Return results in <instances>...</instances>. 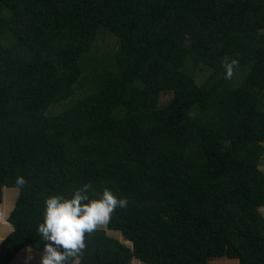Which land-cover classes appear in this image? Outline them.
<instances>
[{
  "label": "trees",
  "instance_id": "16d2710c",
  "mask_svg": "<svg viewBox=\"0 0 264 264\" xmlns=\"http://www.w3.org/2000/svg\"><path fill=\"white\" fill-rule=\"evenodd\" d=\"M262 144L264 0H0V203L29 181L0 264L84 183L132 248L100 229L82 264H264Z\"/></svg>",
  "mask_w": 264,
  "mask_h": 264
},
{
  "label": "clouds",
  "instance_id": "9594fccd",
  "mask_svg": "<svg viewBox=\"0 0 264 264\" xmlns=\"http://www.w3.org/2000/svg\"><path fill=\"white\" fill-rule=\"evenodd\" d=\"M221 63L224 79L231 80L239 66L238 59L225 56ZM15 185L25 189L29 181L20 175L16 177ZM127 207L126 197L117 196L108 186L98 191L91 183L82 184L69 195L46 196L42 220L35 230L44 244L38 264H82L88 248L86 238L106 226L118 208Z\"/></svg>",
  "mask_w": 264,
  "mask_h": 264
},
{
  "label": "crops",
  "instance_id": "0c3cea01",
  "mask_svg": "<svg viewBox=\"0 0 264 264\" xmlns=\"http://www.w3.org/2000/svg\"><path fill=\"white\" fill-rule=\"evenodd\" d=\"M20 190L18 188H4L3 190V200L0 203V247L3 241L13 232L14 228L9 221V217L13 210L16 207V202L19 197ZM14 197V199H13ZM15 200V204L12 201ZM36 250L26 247L17 256L13 259L10 264H19V261H29L33 264H38L39 256L35 253ZM41 252V251H36ZM29 255L32 256V259L29 260Z\"/></svg>",
  "mask_w": 264,
  "mask_h": 264
},
{
  "label": "rangeland",
  "instance_id": "374dc122",
  "mask_svg": "<svg viewBox=\"0 0 264 264\" xmlns=\"http://www.w3.org/2000/svg\"><path fill=\"white\" fill-rule=\"evenodd\" d=\"M197 72H198V74H197V80L199 82H201L207 76V74H208V71L204 67H199L198 70H197ZM65 108H66V102H63V103L56 104L49 111L51 113H59V112H62L63 110H65ZM263 146L264 145L262 144L261 149L263 148ZM259 166L264 171V152L261 154V162H260ZM13 199H14V197H13ZM13 199H12V201H13ZM13 202L15 204V200ZM261 213L264 216V207L261 209ZM102 229L103 230H106L107 234L110 237H113L115 239H118L122 243L126 244L128 247L132 248V244L130 242L126 241L124 239L123 235L120 232L109 230L107 228V225L104 226ZM35 253H37L36 255L39 256V253L40 252H36L35 251ZM18 263L19 264H33V261L32 262H29V261H26V262L25 261H19ZM131 264H144V263H142V262H140L138 260H133Z\"/></svg>",
  "mask_w": 264,
  "mask_h": 264
}]
</instances>
